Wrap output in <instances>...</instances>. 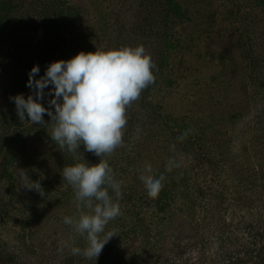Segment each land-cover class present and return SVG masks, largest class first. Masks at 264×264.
Instances as JSON below:
<instances>
[{
  "label": "rangeland",
  "instance_id": "rangeland-1",
  "mask_svg": "<svg viewBox=\"0 0 264 264\" xmlns=\"http://www.w3.org/2000/svg\"><path fill=\"white\" fill-rule=\"evenodd\" d=\"M9 3L0 32V172L9 164L12 175L0 180V240L8 250H22L16 255L20 264H51L54 245L66 243L57 252L65 258L86 241L63 221L87 212L77 208L63 169L88 151L83 144L75 152L61 150L50 136L51 117L45 114L44 124L20 120L11 99L35 98L26 86L33 65L43 76L53 61L125 45H143L151 55L156 81L127 107L122 144L101 157L118 171L117 220L125 226L119 234L133 240L124 248L132 263L140 246L133 242L152 240L147 230L128 231L137 218L147 228L150 211H156L144 207L150 197L139 177L146 169L165 175L170 159L194 160L179 148L197 149L201 142L225 154L222 179L230 187L237 173L264 167V0H0ZM50 87L41 102L54 112ZM22 182H39L43 195ZM240 193L246 194L243 188ZM127 197L134 207L123 203ZM179 226L184 237L198 242L193 227L184 220Z\"/></svg>",
  "mask_w": 264,
  "mask_h": 264
},
{
  "label": "clouds",
  "instance_id": "clouds-1",
  "mask_svg": "<svg viewBox=\"0 0 264 264\" xmlns=\"http://www.w3.org/2000/svg\"><path fill=\"white\" fill-rule=\"evenodd\" d=\"M154 70L156 65L143 45L80 51L68 60L51 62L43 76H39V65H33L26 86L34 89L35 98L32 94L27 98L23 94L11 97L20 120L27 117L33 124H44L45 114L51 117L54 126L50 136L61 150L67 148L69 152H75L83 144L88 152L100 157L97 163H75L63 169V179L75 190L77 208L90 210L81 211L78 219L63 218L65 224L74 226L75 231L86 238L83 249L71 247L72 255L96 260L111 237L116 235L114 231L105 233V228L121 215L113 194L121 197L122 185L114 178L108 160L101 157L111 154L122 144L127 107L155 83ZM49 87L47 95L51 99L48 103L54 112L41 102L44 89ZM187 135L185 132L178 139ZM174 166L175 162L170 159L166 168L171 171ZM139 178L146 194L151 198L158 197L165 176L156 177L148 168ZM22 184L43 195L39 182ZM65 246L66 243L61 241L58 250L62 252Z\"/></svg>",
  "mask_w": 264,
  "mask_h": 264
},
{
  "label": "trees",
  "instance_id": "trees-1",
  "mask_svg": "<svg viewBox=\"0 0 264 264\" xmlns=\"http://www.w3.org/2000/svg\"><path fill=\"white\" fill-rule=\"evenodd\" d=\"M11 8V3L0 5V32L6 18L4 13L8 10L9 14ZM179 149L184 150L187 156H195L194 160L187 158L184 164L173 160L175 166L171 171L165 170L164 187L158 197H150L152 204L144 200V207L156 208V211H150V218L146 220L147 228L145 221L137 218V222L128 230L131 232L133 229L138 234L147 230L148 235L152 236V240L133 242L140 244L137 259L135 258L137 263H132V259L124 252V248L133 240H124V233L120 237L119 233L125 226L122 227L117 218L110 221L105 228V233L114 231L116 235L111 237L96 260L72 254L62 258L63 253L59 252L57 255L59 247L54 245V254L48 259L50 263L81 264L83 261L85 264H264V167L249 169L247 174L237 173L238 179L235 178L230 187L222 179L226 160L225 154L218 147L201 142L197 149L190 146ZM98 161L88 152L78 160L74 159L73 163ZM8 166L9 164H5L2 167L0 180L12 175ZM111 168L113 169L112 166ZM117 172V169H113L116 180ZM179 172H182L181 175L177 174ZM216 181L219 186L215 184ZM241 188L245 195H241ZM243 196H246L245 199ZM143 198L141 196L139 200ZM113 199L119 200L114 194ZM131 199L132 197H127L122 201L129 204L130 208L134 207ZM4 201V196L0 194V203ZM141 210V215L148 214L144 209ZM88 211L90 210L87 209ZM240 213L242 215L239 217ZM140 220L143 228L138 229ZM183 220L196 230L202 240L199 238L198 242L192 243L188 236L189 239L183 236L179 226L183 224ZM170 236L175 240H168ZM85 246L86 241L80 240L77 247L83 249ZM7 247V241L0 240V264H20L16 255L22 253V250L17 248L12 251ZM33 247L36 248L35 244Z\"/></svg>",
  "mask_w": 264,
  "mask_h": 264
}]
</instances>
